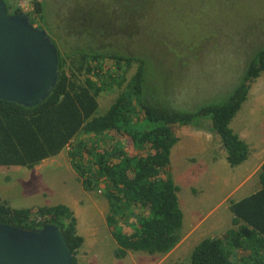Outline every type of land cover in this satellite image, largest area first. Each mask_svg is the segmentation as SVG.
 I'll return each instance as SVG.
<instances>
[{
    "label": "trees",
    "instance_id": "trees-1",
    "mask_svg": "<svg viewBox=\"0 0 264 264\" xmlns=\"http://www.w3.org/2000/svg\"><path fill=\"white\" fill-rule=\"evenodd\" d=\"M6 1L9 14L23 10L20 3L13 10ZM143 1L126 0L137 16L135 25L142 21L143 14L136 10ZM47 3L33 0L28 14L34 25L49 27L55 36ZM93 18V13L83 12L71 17L79 28L66 37L82 35L79 30ZM111 46V40L99 45L91 38L69 50L59 44L60 79L45 101L26 107L0 99V166L31 169L69 148L84 189H101L109 200L107 221L118 243L115 256L125 258L130 251L167 254L183 239L184 225L179 186L170 171L172 149L179 142L174 125L209 116L230 165L245 162L249 144L231 123L248 99L252 82L264 71V48L227 101L186 112L155 103L148 95L147 60ZM135 66V73L128 76ZM115 89L118 96L105 114L98 115L99 96ZM259 177L257 192L230 204L234 228L202 240L189 263L175 264H264V163ZM0 222L25 229L58 225L79 264L76 255L85 237L78 233V218L69 206L14 208L0 195ZM238 250L248 253L238 257Z\"/></svg>",
    "mask_w": 264,
    "mask_h": 264
},
{
    "label": "rangeland",
    "instance_id": "rangeland-1",
    "mask_svg": "<svg viewBox=\"0 0 264 264\" xmlns=\"http://www.w3.org/2000/svg\"><path fill=\"white\" fill-rule=\"evenodd\" d=\"M10 1L13 10L24 3ZM126 3L48 0L47 17L56 37L49 27L44 29L62 50L86 45L91 38L99 45L111 40L112 48L144 57L149 97L175 110L193 112L227 101L264 48V0H144L136 10L143 14L137 25L135 11ZM27 4L31 8L32 0ZM82 12L93 13V21L79 30L82 35L66 37L75 26L79 28L71 17ZM135 71L136 66L128 76ZM118 94L117 89L102 93L97 114H105ZM231 126L250 148L248 159L238 166H231L226 155L213 158L218 154V138L209 129V116L189 125H174L181 142L174 148L170 171L185 214L182 232L189 235L167 254L130 251L125 258L115 256L118 243L107 221L108 198L101 189H84L70 162L69 148L31 169L0 166V194L14 208L65 204L75 211L78 232L85 237L76 255L79 264L189 263L202 240L234 228L231 202L261 188V170L248 176L264 160V71L252 82L248 99ZM192 226L197 229L191 233ZM125 230L133 232L128 227ZM247 253L238 250V257Z\"/></svg>",
    "mask_w": 264,
    "mask_h": 264
},
{
    "label": "water",
    "instance_id": "water-1",
    "mask_svg": "<svg viewBox=\"0 0 264 264\" xmlns=\"http://www.w3.org/2000/svg\"><path fill=\"white\" fill-rule=\"evenodd\" d=\"M59 51L46 29L0 0V99L33 107L55 90ZM0 264H75L63 230L48 223L25 229L0 222Z\"/></svg>",
    "mask_w": 264,
    "mask_h": 264
},
{
    "label": "crops",
    "instance_id": "crops-1",
    "mask_svg": "<svg viewBox=\"0 0 264 264\" xmlns=\"http://www.w3.org/2000/svg\"><path fill=\"white\" fill-rule=\"evenodd\" d=\"M210 130H213V126L211 127V128H209ZM214 131V130H213ZM215 132V131H214ZM177 133V132H176ZM198 133H200V132H198ZM215 134H216V138H218L217 139V145H218V154L216 153L215 155H214V159H216L217 157H218V155H226V157H227V152H226V149H225V147H224V144H223V142H222V140H221V138H220V136L215 132ZM208 136H210V137H212V135H211V132H208ZM241 137V136H240ZM181 142V138L179 137V142L176 144V145H178L179 143ZM176 145L174 146V148L176 147ZM174 148L172 149V153H171V156H172V154H173V151H174ZM263 163H264V160H262L259 164H257V166H255L254 168H253V170H252V172H251V174L248 176V177H250L252 174H255V173H258V171H260L261 170V167H262V165H263ZM175 180V179H174ZM177 184V183H176ZM238 187H240V186H238ZM237 187V188H238ZM1 195V194H0ZM179 196V195H178ZM2 197V196H1ZM3 199V198H2ZM4 200V199H3ZM5 201V200H4ZM109 201V200H108ZM183 210V209H182ZM109 211H110V203H109ZM184 212V211H183ZM76 213V212H75ZM109 214V213H108ZM77 216V215H76ZM78 218V217H77ZM184 220H185V214H184ZM191 230H190V232L192 233V232H194V231H196V229H197V226L195 227V226H192L191 228H190ZM79 233V232H78ZM189 235V234H188ZM188 235H183V239H182V241L177 245V247L179 246V245H181V243L183 242V241H185L186 240V238H187V236Z\"/></svg>",
    "mask_w": 264,
    "mask_h": 264
},
{
    "label": "built area",
    "instance_id": "built-area-1",
    "mask_svg": "<svg viewBox=\"0 0 264 264\" xmlns=\"http://www.w3.org/2000/svg\"><path fill=\"white\" fill-rule=\"evenodd\" d=\"M28 1H29V0H24V3H23V2L20 3V6L23 8V10H24V11H27V12H28V10H29V8H30V7L28 6V4H27ZM32 1H33V0H32ZM25 8H26L27 10H25ZM39 220H40V218H39Z\"/></svg>",
    "mask_w": 264,
    "mask_h": 264
},
{
    "label": "clouds",
    "instance_id": "clouds-1",
    "mask_svg": "<svg viewBox=\"0 0 264 264\" xmlns=\"http://www.w3.org/2000/svg\"><path fill=\"white\" fill-rule=\"evenodd\" d=\"M27 12V11H26ZM28 13V12H27ZM35 26H37V25H35Z\"/></svg>",
    "mask_w": 264,
    "mask_h": 264
}]
</instances>
